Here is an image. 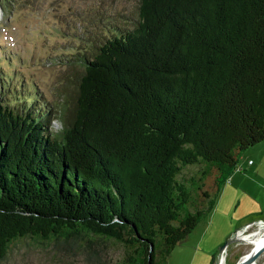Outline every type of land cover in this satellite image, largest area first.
Instances as JSON below:
<instances>
[{"label":"trees","instance_id":"1","mask_svg":"<svg viewBox=\"0 0 264 264\" xmlns=\"http://www.w3.org/2000/svg\"><path fill=\"white\" fill-rule=\"evenodd\" d=\"M138 16L84 60L59 132L29 110L38 94L0 102V261L81 238L166 264L264 140V0H138Z\"/></svg>","mask_w":264,"mask_h":264},{"label":"rangeland","instance_id":"2","mask_svg":"<svg viewBox=\"0 0 264 264\" xmlns=\"http://www.w3.org/2000/svg\"><path fill=\"white\" fill-rule=\"evenodd\" d=\"M138 20V0H0V59L8 51L13 56L0 60V76H9L0 80V102H15V93L25 98L38 94L29 110H48L46 126L59 132L63 123L55 116L66 105L72 107L84 60ZM28 103L14 106L19 111ZM262 221L264 140L241 153L212 209L176 244L166 264H218L222 255L225 264H235L253 249L238 233H263ZM123 255L124 247L109 240L26 238L14 243L0 264H120ZM255 261L264 264V250Z\"/></svg>","mask_w":264,"mask_h":264},{"label":"bare ground","instance_id":"3","mask_svg":"<svg viewBox=\"0 0 264 264\" xmlns=\"http://www.w3.org/2000/svg\"><path fill=\"white\" fill-rule=\"evenodd\" d=\"M259 226L263 229V233H253L251 235L246 234L243 231H240L238 233L237 238L240 240H243L245 242H249L251 243L253 246V249H251L248 253H246L245 255H243V257H246L249 255V253H251L252 251H254L255 249L261 247L264 244V222L262 221L261 223H259ZM218 264H225V256L222 255L221 258L219 259ZM244 264H257L256 261L251 262V263H244Z\"/></svg>","mask_w":264,"mask_h":264},{"label":"water","instance_id":"4","mask_svg":"<svg viewBox=\"0 0 264 264\" xmlns=\"http://www.w3.org/2000/svg\"><path fill=\"white\" fill-rule=\"evenodd\" d=\"M150 245H151V250H152V244ZM263 250H264V244L261 247L252 251L251 253H249L248 256L246 257L242 256L235 264H244V263L254 262Z\"/></svg>","mask_w":264,"mask_h":264}]
</instances>
